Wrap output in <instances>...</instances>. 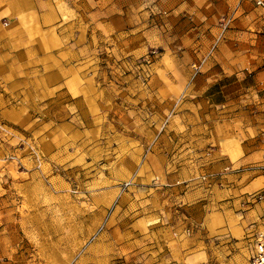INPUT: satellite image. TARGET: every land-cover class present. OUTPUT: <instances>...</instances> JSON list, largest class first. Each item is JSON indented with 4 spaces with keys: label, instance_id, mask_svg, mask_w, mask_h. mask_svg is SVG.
<instances>
[{
    "label": "crops",
    "instance_id": "crops-1",
    "mask_svg": "<svg viewBox=\"0 0 264 264\" xmlns=\"http://www.w3.org/2000/svg\"><path fill=\"white\" fill-rule=\"evenodd\" d=\"M150 48L176 70L153 73L144 92L119 99L89 86L97 49L139 57ZM0 79L19 97L6 118L35 112L32 132L49 162L72 167L95 154L116 174L142 170L138 181L161 200L175 244L164 264L198 250L202 231L238 235L264 215V202L247 200L264 189V173L229 174L221 185L199 179L232 159L264 161V15L254 0H0ZM168 97L182 102L171 108ZM242 119L253 137L235 131ZM15 177L0 184V264H35L23 260L20 240L35 238L37 173ZM189 225L198 232L182 238Z\"/></svg>",
    "mask_w": 264,
    "mask_h": 264
},
{
    "label": "rangeland",
    "instance_id": "rangeland-1",
    "mask_svg": "<svg viewBox=\"0 0 264 264\" xmlns=\"http://www.w3.org/2000/svg\"><path fill=\"white\" fill-rule=\"evenodd\" d=\"M1 22L10 28L5 20ZM217 26L220 28V23ZM24 50L32 51L29 48ZM161 54L160 48H150L139 57L97 49L100 63L97 74L89 79V86L107 88L114 94L118 91L119 99L125 98L123 94L128 90L144 92L149 88L153 73L176 70L174 63L158 64ZM18 99L11 95L0 79V184H10L7 179L10 173L15 179V172L37 173L35 238L20 240L23 260H32L35 264L166 263L165 249L175 250V244L166 242V212L161 200L154 197L152 191H147L144 182L138 181L143 175L142 170L135 178L122 172L116 174L103 167L105 161L95 154H89L72 167L49 162L38 148L32 132L35 129V112H21L20 119L16 120H8L5 116L7 108L18 103ZM168 99L171 108L182 102L177 97ZM247 115L252 116L251 113ZM236 125L235 131L246 132L253 137L254 132L246 119L237 121ZM28 142L36 145L45 159L41 169L35 168L29 157L25 148ZM97 146V142L90 143L89 149L95 151ZM11 157L16 160H10ZM229 164L238 167L234 159ZM259 164H264V161L255 163ZM127 182L131 184L124 188ZM194 228L193 225L185 227L182 238L189 239ZM244 228L245 233L233 236L226 232L212 234L202 231L199 235L203 243L198 250L177 257L173 262L248 264L256 234L264 229V215L245 224ZM197 232L194 229V233ZM182 247L187 248L186 244Z\"/></svg>",
    "mask_w": 264,
    "mask_h": 264
},
{
    "label": "built area",
    "instance_id": "built-area-1",
    "mask_svg": "<svg viewBox=\"0 0 264 264\" xmlns=\"http://www.w3.org/2000/svg\"><path fill=\"white\" fill-rule=\"evenodd\" d=\"M254 5L264 15V0H254ZM230 23H231L230 17L226 15L221 17L220 28L222 29V31H225ZM193 69L195 73L198 71V68L196 67H194ZM25 148L29 153L30 159L34 163L35 168L41 169V167H43V165L45 164V159L41 155L36 145H34L32 142H28ZM10 160L15 161L16 159L14 157H11ZM251 172L260 173V174L264 173V164L233 167L229 163H224L222 170L219 173L213 175L203 174L199 177V179L203 182L214 181L218 185H221V182L229 174L241 175ZM154 182L157 183L158 179L155 178ZM130 184L131 183L129 182L125 183L124 188L130 186ZM247 200L249 203L264 202V189L257 193L248 195ZM185 232L188 233V231ZM248 264H264V229L256 234V237L254 239V246L249 255Z\"/></svg>",
    "mask_w": 264,
    "mask_h": 264
}]
</instances>
